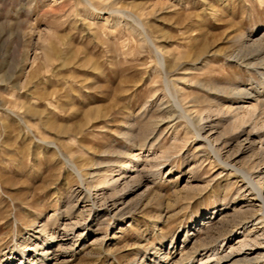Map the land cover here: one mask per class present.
<instances>
[{
	"label": "rangeland",
	"instance_id": "374dc122",
	"mask_svg": "<svg viewBox=\"0 0 264 264\" xmlns=\"http://www.w3.org/2000/svg\"><path fill=\"white\" fill-rule=\"evenodd\" d=\"M152 261L264 264V0H0V264Z\"/></svg>",
	"mask_w": 264,
	"mask_h": 264
},
{
	"label": "bare ground",
	"instance_id": "6f19581e",
	"mask_svg": "<svg viewBox=\"0 0 264 264\" xmlns=\"http://www.w3.org/2000/svg\"><path fill=\"white\" fill-rule=\"evenodd\" d=\"M260 192V191H259ZM47 255V253H45ZM253 252H248L244 255L243 257V261H246V262H253L256 260V258L254 256H252ZM45 256V255H44ZM227 256V255H226ZM225 257V256H224ZM231 258V257H230ZM241 258V257H240ZM227 259V258H226ZM242 261V260H241ZM258 261V260H256ZM257 263V262H256ZM23 264V263H22ZM150 264H153V261L150 263ZM242 264V263H241Z\"/></svg>",
	"mask_w": 264,
	"mask_h": 264
}]
</instances>
